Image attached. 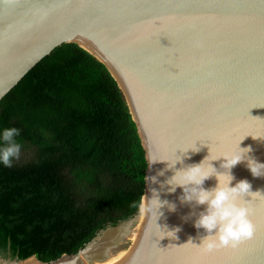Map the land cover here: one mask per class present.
<instances>
[{
  "label": "water",
  "instance_id": "95a60500",
  "mask_svg": "<svg viewBox=\"0 0 264 264\" xmlns=\"http://www.w3.org/2000/svg\"><path fill=\"white\" fill-rule=\"evenodd\" d=\"M63 42L93 54L117 82L146 161L139 207L76 252L43 261L8 245L0 264H264V175L248 168L249 159L264 164V0H0V99ZM239 141L252 151L231 169L230 186L251 184L238 203L250 209L254 236L207 253L208 233L194 226L206 205L182 201L167 181L206 157L207 171ZM223 160L209 163L223 172ZM152 190L175 206L156 220L144 212Z\"/></svg>",
  "mask_w": 264,
  "mask_h": 264
},
{
  "label": "trees",
  "instance_id": "16d2710c",
  "mask_svg": "<svg viewBox=\"0 0 264 264\" xmlns=\"http://www.w3.org/2000/svg\"><path fill=\"white\" fill-rule=\"evenodd\" d=\"M20 129L0 163V252L49 261L136 213L144 151L116 80L76 42H63L0 99V135ZM3 141L0 140V144Z\"/></svg>",
  "mask_w": 264,
  "mask_h": 264
},
{
  "label": "clouds",
  "instance_id": "9594fccd",
  "mask_svg": "<svg viewBox=\"0 0 264 264\" xmlns=\"http://www.w3.org/2000/svg\"><path fill=\"white\" fill-rule=\"evenodd\" d=\"M18 137H20V129L16 127L5 128L2 135H0V140L3 141L0 144V163L5 167H12L13 160L19 158L22 145L17 139ZM240 141L237 144L238 152L220 156L224 158L221 164V168L224 169L223 172H218L209 163V161L220 157L209 160L208 170L205 171L202 165L208 159L206 157L199 164L189 165L186 168L177 170L167 181L172 186L168 189L170 192H174L177 186L182 188V201H194L197 205H206L205 209L199 213L194 226L197 229L203 228L208 233L200 245L207 253L221 248H237L242 242L250 240L254 236L255 225L249 219L250 209L243 203H238V200L244 199L245 195L253 193L250 191L251 184L249 181L241 179L237 181L235 186H230L231 181L234 179L231 169L245 159L246 153L252 151L250 147H239ZM188 149L198 150L196 147ZM188 149H185L184 153ZM155 161L167 160H153L151 162ZM177 161H181L179 156L172 162L167 161V168H173ZM248 168L253 176L264 175V171H262L264 170V164L262 163L249 159ZM159 175H163V171ZM212 177H215L217 181L215 187L205 189L203 187L204 181ZM152 179L155 181L154 177ZM152 191V198L146 197L144 212L155 216L156 220L158 215H162L158 212L160 207L168 205L169 210H174L175 206L168 201H161L156 190ZM174 231L169 232L174 233ZM189 242H191V239Z\"/></svg>",
  "mask_w": 264,
  "mask_h": 264
}]
</instances>
